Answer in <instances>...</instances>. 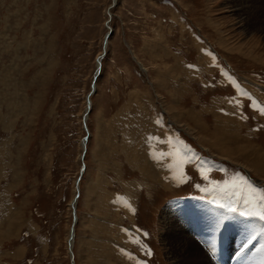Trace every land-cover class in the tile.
<instances>
[{"label": "rangeland", "instance_id": "rangeland-1", "mask_svg": "<svg viewBox=\"0 0 264 264\" xmlns=\"http://www.w3.org/2000/svg\"><path fill=\"white\" fill-rule=\"evenodd\" d=\"M112 3L0 0V264H264V0Z\"/></svg>", "mask_w": 264, "mask_h": 264}, {"label": "bare ground", "instance_id": "bare-ground-1", "mask_svg": "<svg viewBox=\"0 0 264 264\" xmlns=\"http://www.w3.org/2000/svg\"><path fill=\"white\" fill-rule=\"evenodd\" d=\"M116 3H117V0H113V3H112V5L110 6L111 8L114 6V5H116ZM111 18H112V13H111V10L109 11V19H108V21H107V26H109V22L111 21ZM111 27V26H110ZM110 31H112V28L110 29ZM109 31V32H110ZM108 32V33H109ZM110 35H106V38H105V51H106V47H107V43H108V37H109ZM103 54V53H102ZM102 54L98 57V60H97V71H96V74L98 75L99 74V72H100V69H101V61H102V58L105 56V54L106 53H104L103 54V56H102ZM144 69L146 70V68L144 67ZM94 84H93V88H94ZM89 95H91V93L89 94ZM88 100H89V104L87 105V109H86V111H85V115H84V120L86 121V120H88V117H89V114H90V108H91V100H90V96H88ZM230 141V140H229ZM231 142V141H230ZM86 143V142H85ZM85 146V145H84ZM223 148V147H222ZM224 149V148H223ZM222 150V149H221ZM225 150V149H224ZM225 151H227V150H225ZM85 156V153L83 154V157ZM83 162H84V160H83ZM84 164H85V162H84ZM164 164V163H163ZM163 164H162V162H161V164L160 165H158L157 166V169H158V171L159 170H161V167H163ZM86 165V164H85ZM85 169V168H84ZM76 204H77V201L75 200L74 201V209H76ZM74 216H75V219L76 220H74V235L73 236H71V231H70V236H69V238H68V241H69V249H70V253H73V246H74V243H75V224H76V222H77V215H76V213H74ZM199 253V252H198ZM210 256V255H209ZM71 258H72V256H71ZM206 258H207V256H206ZM202 261V260H201ZM200 261V262H201ZM207 261V260H206ZM72 263L73 264H75V262H74V258H73V261H72ZM198 263H199V261H198ZM205 263H207V262H205Z\"/></svg>", "mask_w": 264, "mask_h": 264}, {"label": "crops", "instance_id": "crops-1", "mask_svg": "<svg viewBox=\"0 0 264 264\" xmlns=\"http://www.w3.org/2000/svg\"><path fill=\"white\" fill-rule=\"evenodd\" d=\"M220 100V99H219ZM220 102H221V100H220ZM211 103V105H213V102L211 101L210 102ZM234 103V102H233ZM227 104H229V103H227ZM220 114H222V115H224L225 116V118L224 119H226V121H228L229 120V118L231 117V114L229 113V110H226L225 112H221L220 111V106L216 109V108H212V113H211V115H213V116H216L217 118L219 117V115ZM241 113H239L238 115H234V116H232L233 118H235V120H237V124H234V125H229V130L231 129V127H235V125H237L238 126V124L240 123V121H241ZM194 118H195V115L193 116ZM220 118V117H219ZM214 119H215V117H214ZM158 120H160V122H162L163 123V119L162 118H159ZM217 120V119H216ZM242 120H243V118H242ZM243 121H245V120H243ZM215 124V123H214ZM167 130V129H166ZM164 131V133L168 136V132L167 131ZM163 133H159L158 135H162ZM157 135V136H158ZM166 142H169L168 141V139L166 138ZM170 143H168L167 144V148H170V147H172V145H169ZM162 161V163H164V161L163 160H161ZM163 168V167H162ZM175 178H177V177H175ZM212 233H211V235H210V230L208 231V233H209V235H207V236H209L211 239L212 238H215V236H217V231H216V229H214V227L212 226ZM220 229L221 228H219L218 229V235L220 234L219 232H220ZM231 240V238H228L227 236H225V244L227 245V247H228V244H229V241ZM219 241V237L217 236V240H216V242L215 243H217ZM233 243V242H232ZM235 245V243H233V245L232 246H234ZM217 246V245H216ZM212 250V251H211ZM208 251H209V254H212V257H214V250L210 247L209 249H208ZM230 251V250H229ZM213 252V253H212Z\"/></svg>", "mask_w": 264, "mask_h": 264}, {"label": "water", "instance_id": "water-1", "mask_svg": "<svg viewBox=\"0 0 264 264\" xmlns=\"http://www.w3.org/2000/svg\"><path fill=\"white\" fill-rule=\"evenodd\" d=\"M111 32L112 31H110L108 34H107V36L108 35H110L111 34ZM97 76V75H96ZM87 138H88V136H86L85 137V142L87 141ZM86 167V165L84 164V162H83V170H84V168ZM80 180V179H79ZM79 180H78V182H79ZM75 211V210H74ZM74 235V223L72 224V231H71V236H73ZM71 255H72V259L74 258V256H73V253H71Z\"/></svg>", "mask_w": 264, "mask_h": 264}, {"label": "snow or ice", "instance_id": "snow-or-ice-1", "mask_svg": "<svg viewBox=\"0 0 264 264\" xmlns=\"http://www.w3.org/2000/svg\"><path fill=\"white\" fill-rule=\"evenodd\" d=\"M233 211H234V209H233ZM262 219H264V217H261Z\"/></svg>", "mask_w": 264, "mask_h": 264}]
</instances>
